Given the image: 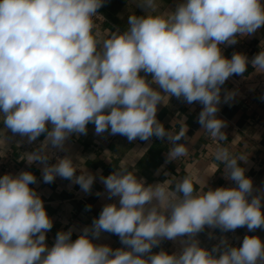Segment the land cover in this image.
<instances>
[{
    "label": "clouds",
    "instance_id": "clouds-1",
    "mask_svg": "<svg viewBox=\"0 0 264 264\" xmlns=\"http://www.w3.org/2000/svg\"><path fill=\"white\" fill-rule=\"evenodd\" d=\"M103 4L0 0V124L29 143L44 135L21 159L43 163L45 183L60 176L85 192L95 176L84 169L77 176L70 156L47 164L49 145L63 149L72 134H87L92 123L96 134L110 131L130 142L167 137L168 159L176 161L188 154V146L178 143L187 126L183 122L173 132L157 118L158 106L172 97L203 105L198 116L203 132L226 141L225 121L217 117L222 86L245 73L249 61L241 53L225 57L221 46L264 26L262 0H181L172 11H159L157 0H137L145 14L130 15L124 31L104 38L94 23ZM251 66L264 74V47ZM233 96L226 92L224 101ZM212 152L235 187L213 189L206 179L189 175L171 187L170 179L146 184L121 164L101 176L108 198L118 202L105 204L75 240L73 229L59 231L51 247L46 233L53 220L30 187L36 176L30 171L0 176V264H264V240L258 235H245L240 246L222 237L211 249L197 239L206 227L264 228V191L253 194V181L240 164L248 154L234 155L219 143ZM102 232L117 235L123 247L94 243ZM165 239L179 240L181 250L153 253Z\"/></svg>",
    "mask_w": 264,
    "mask_h": 264
},
{
    "label": "crops",
    "instance_id": "crops-1",
    "mask_svg": "<svg viewBox=\"0 0 264 264\" xmlns=\"http://www.w3.org/2000/svg\"><path fill=\"white\" fill-rule=\"evenodd\" d=\"M180 2L181 0H157L158 10L172 11ZM136 4L137 0H104L99 9L106 18V23L98 28L102 37L107 38L111 31L117 29L124 31L130 15H144V10L136 7ZM261 46L264 47V26L250 36L239 38L234 45L221 46L225 57L231 58L234 53H241L249 61L246 72L237 75L241 80L239 87L227 81L222 86L217 117L225 121L222 131L226 134V141L214 140L203 132L198 122L203 105L199 102L188 104L182 99L172 97L167 105L158 106L157 118L166 129L173 132L179 131L183 122L187 126L186 138L178 143L188 146V154L176 161L168 159L171 144L167 137L161 139L153 136L148 141L137 138L130 142L127 137L112 135L110 131L98 135L92 123L87 125V134H72L65 141L63 149L49 145L47 153L50 159L47 164L57 162L53 157L55 154L59 158L70 156L78 167L77 176L81 174V169L95 176L90 192L83 191L72 180L60 176H56L52 183H45L42 175L44 164L36 162L29 165L26 160L21 159L22 154L32 152L41 145L44 135L29 143L26 137L21 138L10 130L4 132V126L0 124V137L5 135L7 142V147L0 148V176L17 175L21 171H30L36 176L37 182L30 187L41 196L47 214L53 220L52 229L46 233L47 245L51 247L56 234L69 228L73 229L72 239L75 240L84 227L91 226L93 219L99 217L105 204L118 202L115 197L108 198L101 176H108L121 164L130 167L147 184L162 183L170 179L173 181L171 187L175 181L189 175L200 178L201 182L206 179L207 186L213 189L235 187V182L225 179L223 165L214 159L212 149L219 143L228 147L234 155L248 154L247 162L240 164L245 168V175L253 181V194L264 191V74L255 72L251 66V60L261 51ZM226 92L234 93L233 98L227 102L224 101ZM216 168L219 170L208 176ZM89 205L90 209L86 207ZM200 235L201 246L208 249L218 244L222 237H226L232 246H235L233 241L237 239V246H240L245 235H258L264 240V228L249 232L247 227H241L235 231L221 232L219 229L206 227ZM94 243L107 244L113 249L123 247L119 237L108 232H102L98 238H94ZM172 246L173 243L169 244L165 239L152 252L163 249L173 253Z\"/></svg>",
    "mask_w": 264,
    "mask_h": 264
},
{
    "label": "built area",
    "instance_id": "built-area-1",
    "mask_svg": "<svg viewBox=\"0 0 264 264\" xmlns=\"http://www.w3.org/2000/svg\"><path fill=\"white\" fill-rule=\"evenodd\" d=\"M97 15L100 17L94 18V23L96 24L97 28H100L102 25H104L106 23V18L100 12L99 9H98ZM227 82L231 83L235 87H239L241 85L240 78H238L237 75H235V74L230 76L229 79L227 80ZM53 157H54V159H59V156L57 154H55ZM197 239L200 241L199 238H197ZM233 244L235 246H237L239 244V240L235 239V241H233Z\"/></svg>",
    "mask_w": 264,
    "mask_h": 264
},
{
    "label": "rangeland",
    "instance_id": "rangeland-1",
    "mask_svg": "<svg viewBox=\"0 0 264 264\" xmlns=\"http://www.w3.org/2000/svg\"><path fill=\"white\" fill-rule=\"evenodd\" d=\"M147 184V183H146ZM116 198V197H115ZM118 199V198H117ZM201 233H199L198 235H197V238H199L200 239V242H201V235H200ZM168 242H169V244L170 243H173V246L175 245V243L177 242V241H171V240H168ZM173 246H172V251H173V253L174 252H176L177 251V248L176 247H174L173 248Z\"/></svg>",
    "mask_w": 264,
    "mask_h": 264
},
{
    "label": "bare ground",
    "instance_id": "bare-ground-1",
    "mask_svg": "<svg viewBox=\"0 0 264 264\" xmlns=\"http://www.w3.org/2000/svg\"><path fill=\"white\" fill-rule=\"evenodd\" d=\"M174 246L177 248V251L176 252H179L180 249H181V244H180L179 240H177V242L175 243ZM174 246H173V248H174ZM178 248H180V249H178Z\"/></svg>",
    "mask_w": 264,
    "mask_h": 264
}]
</instances>
